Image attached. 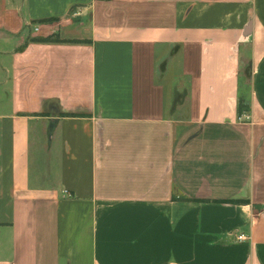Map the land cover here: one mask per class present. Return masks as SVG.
Returning <instances> with one entry per match:
<instances>
[{"label":"crops","instance_id":"obj_1","mask_svg":"<svg viewBox=\"0 0 264 264\" xmlns=\"http://www.w3.org/2000/svg\"><path fill=\"white\" fill-rule=\"evenodd\" d=\"M2 67L0 264H264V0H0Z\"/></svg>","mask_w":264,"mask_h":264},{"label":"trees","instance_id":"obj_2","mask_svg":"<svg viewBox=\"0 0 264 264\" xmlns=\"http://www.w3.org/2000/svg\"><path fill=\"white\" fill-rule=\"evenodd\" d=\"M41 22H48V20H43ZM29 43H74V42L62 41L58 37H56V38L49 37L47 39H30L22 47H20L18 49V52L24 51ZM245 108L246 107L244 106V104L242 102H240L239 113H242L245 110Z\"/></svg>","mask_w":264,"mask_h":264},{"label":"rangeland","instance_id":"obj_3","mask_svg":"<svg viewBox=\"0 0 264 264\" xmlns=\"http://www.w3.org/2000/svg\"><path fill=\"white\" fill-rule=\"evenodd\" d=\"M2 70H3V67H2ZM4 73H3V76L0 75V88L1 86L3 85V88L0 89V98H4V100H8V97H9V86L11 85V75L10 73H8V76H6V71L3 70ZM0 72H1V69H0ZM1 90H3L1 92Z\"/></svg>","mask_w":264,"mask_h":264},{"label":"built area","instance_id":"obj_4","mask_svg":"<svg viewBox=\"0 0 264 264\" xmlns=\"http://www.w3.org/2000/svg\"><path fill=\"white\" fill-rule=\"evenodd\" d=\"M248 240V237L245 234H241L240 236L237 237L238 242H245Z\"/></svg>","mask_w":264,"mask_h":264}]
</instances>
